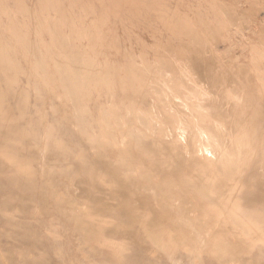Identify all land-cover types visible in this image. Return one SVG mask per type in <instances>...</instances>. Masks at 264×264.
<instances>
[{
  "label": "rangeland",
  "instance_id": "rangeland-1",
  "mask_svg": "<svg viewBox=\"0 0 264 264\" xmlns=\"http://www.w3.org/2000/svg\"><path fill=\"white\" fill-rule=\"evenodd\" d=\"M0 264H264V0H0Z\"/></svg>",
  "mask_w": 264,
  "mask_h": 264
},
{
  "label": "bare ground",
  "instance_id": "bare-ground-1",
  "mask_svg": "<svg viewBox=\"0 0 264 264\" xmlns=\"http://www.w3.org/2000/svg\"><path fill=\"white\" fill-rule=\"evenodd\" d=\"M184 29H185V28H184ZM193 31H194V30H193ZM63 43H64V42H63ZM209 128H210V127H209ZM181 131H182V130H181ZM182 133H183V132H182ZM205 140H206V139H205ZM205 149H206V148H205ZM206 150H207V149H206ZM206 150H205V151H206Z\"/></svg>",
  "mask_w": 264,
  "mask_h": 264
}]
</instances>
